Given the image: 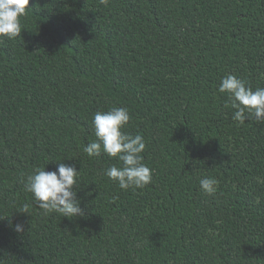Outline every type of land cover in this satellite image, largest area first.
Instances as JSON below:
<instances>
[{
	"label": "trees",
	"instance_id": "trees-1",
	"mask_svg": "<svg viewBox=\"0 0 264 264\" xmlns=\"http://www.w3.org/2000/svg\"><path fill=\"white\" fill-rule=\"evenodd\" d=\"M29 7L20 36L0 38V264H264V124L235 121L218 91L228 74L264 87V0ZM113 106L144 137L143 189L121 190L103 174L120 163L84 151ZM59 162L79 171L82 216L43 215L25 190Z\"/></svg>",
	"mask_w": 264,
	"mask_h": 264
},
{
	"label": "clouds",
	"instance_id": "clouds-1",
	"mask_svg": "<svg viewBox=\"0 0 264 264\" xmlns=\"http://www.w3.org/2000/svg\"><path fill=\"white\" fill-rule=\"evenodd\" d=\"M101 3H106V0H101ZM32 9L29 0H0V38L13 40L20 36L21 19ZM218 91L227 95L231 108L235 109V121L242 125L254 118L257 123L264 124V87L253 90L244 80L228 74L221 78ZM130 120L126 107L113 106L108 111L94 113L91 124L96 139L84 148L89 157H99L103 152L120 163V166L111 165L103 174L125 191L143 189L153 179L152 170L143 162L144 137L124 131ZM78 176L79 171L74 165L59 162L54 171L35 168L27 175L24 187L33 195L43 215L59 213L67 218L78 217L83 215L75 190ZM218 184L215 177L199 181L200 189L207 195H214ZM15 230L22 232L23 226L17 224Z\"/></svg>",
	"mask_w": 264,
	"mask_h": 264
}]
</instances>
